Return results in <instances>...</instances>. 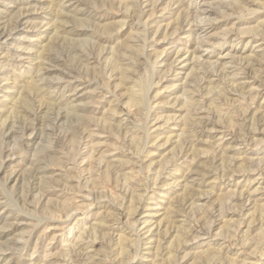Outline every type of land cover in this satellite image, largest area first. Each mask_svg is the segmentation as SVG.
Segmentation results:
<instances>
[{"label": "rangeland", "instance_id": "rangeland-1", "mask_svg": "<svg viewBox=\"0 0 264 264\" xmlns=\"http://www.w3.org/2000/svg\"><path fill=\"white\" fill-rule=\"evenodd\" d=\"M0 264H264V0H0Z\"/></svg>", "mask_w": 264, "mask_h": 264}, {"label": "bare ground", "instance_id": "bare-ground-1", "mask_svg": "<svg viewBox=\"0 0 264 264\" xmlns=\"http://www.w3.org/2000/svg\"><path fill=\"white\" fill-rule=\"evenodd\" d=\"M145 89V88H144ZM138 94V93H137Z\"/></svg>", "mask_w": 264, "mask_h": 264}]
</instances>
